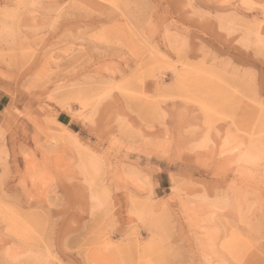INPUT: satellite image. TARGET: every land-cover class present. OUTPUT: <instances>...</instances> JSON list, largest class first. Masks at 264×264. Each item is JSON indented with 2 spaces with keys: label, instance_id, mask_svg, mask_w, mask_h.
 <instances>
[{
  "label": "rangeland",
  "instance_id": "rangeland-1",
  "mask_svg": "<svg viewBox=\"0 0 264 264\" xmlns=\"http://www.w3.org/2000/svg\"><path fill=\"white\" fill-rule=\"evenodd\" d=\"M0 264H264V0H0Z\"/></svg>",
  "mask_w": 264,
  "mask_h": 264
},
{
  "label": "bare ground",
  "instance_id": "bare-ground-1",
  "mask_svg": "<svg viewBox=\"0 0 264 264\" xmlns=\"http://www.w3.org/2000/svg\"><path fill=\"white\" fill-rule=\"evenodd\" d=\"M11 32V31H10Z\"/></svg>",
  "mask_w": 264,
  "mask_h": 264
}]
</instances>
